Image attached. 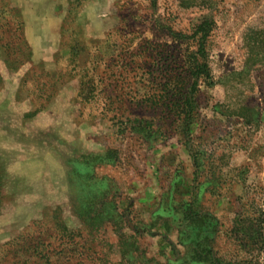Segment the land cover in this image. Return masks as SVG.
Instances as JSON below:
<instances>
[{
	"label": "rangeland",
	"instance_id": "374dc122",
	"mask_svg": "<svg viewBox=\"0 0 264 264\" xmlns=\"http://www.w3.org/2000/svg\"><path fill=\"white\" fill-rule=\"evenodd\" d=\"M221 262L264 264V0H0V264Z\"/></svg>",
	"mask_w": 264,
	"mask_h": 264
},
{
	"label": "trees",
	"instance_id": "16d2710c",
	"mask_svg": "<svg viewBox=\"0 0 264 264\" xmlns=\"http://www.w3.org/2000/svg\"><path fill=\"white\" fill-rule=\"evenodd\" d=\"M203 24H209L208 22L206 23H203ZM204 40H205V37L204 38H202V42H201V50H202V52H204L205 51V43H204ZM185 72H187V71H185ZM191 74L193 73V74H195V75H199V76H203V77H205V78H207V79H210L211 78V71H210V68H209V64H208V62L206 61V59L204 58V60H202V61H196V64H195V66H194V72L193 71H191L190 72ZM196 86V85H195ZM195 86H193V88H195ZM179 105V107H181V113L183 112V111H186V110H189V108H190V111H191V100H190V98L187 96V98H186V100H184V102L183 103H181V104H178ZM189 112V111H188ZM184 121H186V119H184ZM188 123H186L185 125H184V130H185V132H187V130H188ZM200 245V244H199ZM200 247V246H199ZM194 259H196V260H206L205 258H203V256H202V251H195V258ZM221 264H223L222 262H221Z\"/></svg>",
	"mask_w": 264,
	"mask_h": 264
}]
</instances>
